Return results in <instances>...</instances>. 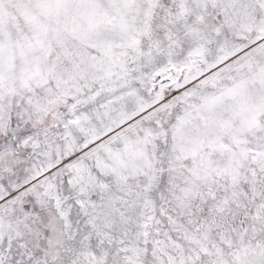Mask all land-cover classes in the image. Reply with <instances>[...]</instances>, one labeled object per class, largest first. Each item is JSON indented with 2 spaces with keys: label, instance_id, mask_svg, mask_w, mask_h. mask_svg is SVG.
Here are the masks:
<instances>
[{
  "label": "snow or ice",
  "instance_id": "1",
  "mask_svg": "<svg viewBox=\"0 0 264 264\" xmlns=\"http://www.w3.org/2000/svg\"><path fill=\"white\" fill-rule=\"evenodd\" d=\"M0 264H264V0H0Z\"/></svg>",
  "mask_w": 264,
  "mask_h": 264
}]
</instances>
